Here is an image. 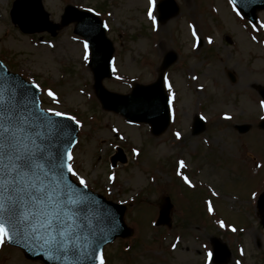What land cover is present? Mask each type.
<instances>
[{
    "label": "rangeland",
    "instance_id": "1",
    "mask_svg": "<svg viewBox=\"0 0 264 264\" xmlns=\"http://www.w3.org/2000/svg\"><path fill=\"white\" fill-rule=\"evenodd\" d=\"M15 1L0 0V60L10 72L40 85L42 108L66 112L81 122L72 149L74 167L88 188L126 206L125 221L134 229L132 236L104 247L106 264H215L207 256L214 237L230 250L225 264H264V209L257 206L264 193V129L259 127L264 109L257 92L264 88V29L252 27L264 22V8L250 22L236 16L228 0H175L177 15L161 24L156 20L154 29L147 0H41L48 22L57 27L24 33L12 19ZM68 3L98 9L109 25L116 70L103 84L111 91L126 94L136 82H153L163 57L177 53L165 73L175 98L171 122L162 134L155 136L147 124L127 122L101 108L83 58V40L72 32L73 25L60 26ZM190 24L197 29L196 48ZM46 89L57 94L59 104ZM195 116L204 117L205 125L197 134L192 133ZM238 124H247L248 131L238 132ZM180 159L188 165L182 171L195 188L176 175ZM112 174L115 181L108 180ZM165 196L173 204L172 223L155 226ZM0 264L42 263L6 244L0 248Z\"/></svg>",
    "mask_w": 264,
    "mask_h": 264
},
{
    "label": "snow or ice",
    "instance_id": "2",
    "mask_svg": "<svg viewBox=\"0 0 264 264\" xmlns=\"http://www.w3.org/2000/svg\"><path fill=\"white\" fill-rule=\"evenodd\" d=\"M228 2L236 16H240L237 0ZM147 3V16L155 29L156 0H147ZM88 11L93 12L94 9L89 8ZM95 14L100 15L99 12ZM108 15L111 16V12ZM103 27L108 29L109 25L105 22ZM252 27L257 31L264 29V22H257ZM189 28L197 42L193 44L196 48L199 42L197 29L191 24ZM252 39L256 40V37ZM212 42L209 37L208 43ZM89 48V42L84 40L85 62L89 59ZM112 70L115 71V67ZM197 78L192 77L193 80ZM28 83L31 88L40 89L34 81ZM164 85L168 89L171 110L175 93L167 76L164 77ZM45 91L54 103H60L53 90ZM29 95L23 84H15L6 76H0V248L8 243H31L38 246L47 259L61 264H106L101 246L106 233L96 225L110 223L109 231H115L117 225L106 210H101L89 195L79 190L78 186L87 189L88 182L74 167L72 148L53 152L54 134L67 135L63 132L65 126L59 121H45L42 113L33 111ZM260 108L264 109V101L260 102ZM46 112L81 126L74 115L53 108ZM225 119L231 117L226 115ZM174 136L177 141L182 139L179 131ZM67 143L74 142L69 139ZM132 151L139 155L136 148ZM187 167L185 160H178L176 175L189 188H195L196 185L182 171ZM108 180L115 181V175H109ZM212 195L218 193L212 191ZM206 203L208 213L212 214V202ZM218 223L221 228L226 226L222 220ZM231 231L237 229L231 227ZM172 248L175 249L176 244H172ZM207 256L210 259L212 253H207Z\"/></svg>",
    "mask_w": 264,
    "mask_h": 264
},
{
    "label": "water",
    "instance_id": "3",
    "mask_svg": "<svg viewBox=\"0 0 264 264\" xmlns=\"http://www.w3.org/2000/svg\"><path fill=\"white\" fill-rule=\"evenodd\" d=\"M237 6L250 19H255V11L258 8L264 7V0H237ZM41 0H17L14 2L12 10V19L16 22L21 30L24 32L44 31L51 32L57 24L52 25L47 20V15L42 11ZM160 13V22H165L170 17L178 12V7L174 0H163L158 4ZM74 23L73 31L82 36L89 42L90 45V60L89 67L94 77V87L96 95L100 99L102 106L106 109H112L123 114L127 119L132 121H144L151 126L152 133L159 135L166 129L169 122L168 114V98L163 86V73L165 69L176 60V54L172 51L168 52L162 61L160 73L155 82L147 85L136 84L135 88L130 94L121 95L110 92L102 85V79L111 76V59L114 52L113 44L105 34L103 24L98 17L91 12L80 10L73 5L68 4L64 8V12L60 18V26H66ZM0 76H6L7 79L15 84H23L29 90V99L33 104V111L43 114L45 121H59L65 127L63 132L67 135H55L53 138V152L62 151L65 148L72 147L76 141V125L69 120L52 116L40 108L38 99V90L31 88V85L23 82L18 75L10 74L0 62ZM232 80L234 77L230 74ZM259 93L264 99V89L260 88ZM195 132L203 129V124L195 122ZM264 128V119L260 123ZM248 126L243 125L239 127L241 132L247 130ZM71 139L74 143L68 144L67 141ZM79 190L96 202L101 210H106L112 220L117 225L115 231H109L112 227L108 224H97L96 226L106 233V239L101 242L103 244L111 241L116 236H127L132 234V230L127 228L123 222L124 206L114 204L107 201L102 196L93 194L88 189H83L78 186ZM259 206H264V194L260 196ZM171 204L169 198H165L162 204L157 224H170L169 211ZM95 223V221H94ZM21 247L28 258L40 259L44 264H61L56 260H49L41 253V249L31 243H11ZM214 247V261L217 263H224L229 256V252L221 253V246L218 240H213Z\"/></svg>",
    "mask_w": 264,
    "mask_h": 264
},
{
    "label": "bare ground",
    "instance_id": "4",
    "mask_svg": "<svg viewBox=\"0 0 264 264\" xmlns=\"http://www.w3.org/2000/svg\"><path fill=\"white\" fill-rule=\"evenodd\" d=\"M241 44L243 45V46H245L246 45V43H245V41L243 40V39H241Z\"/></svg>",
    "mask_w": 264,
    "mask_h": 264
}]
</instances>
